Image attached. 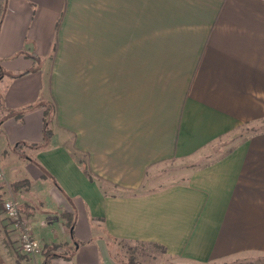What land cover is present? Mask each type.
I'll return each instance as SVG.
<instances>
[{"label": "crops", "instance_id": "crops-1", "mask_svg": "<svg viewBox=\"0 0 264 264\" xmlns=\"http://www.w3.org/2000/svg\"><path fill=\"white\" fill-rule=\"evenodd\" d=\"M0 74L6 107L56 106L45 142L42 108L0 123L1 199L43 246L0 213V264H129L110 241L264 264V128L231 137L264 119V0H0ZM166 161L184 178L151 184Z\"/></svg>", "mask_w": 264, "mask_h": 264}, {"label": "rangeland", "instance_id": "rangeland-1", "mask_svg": "<svg viewBox=\"0 0 264 264\" xmlns=\"http://www.w3.org/2000/svg\"><path fill=\"white\" fill-rule=\"evenodd\" d=\"M1 9H3V3L1 4ZM1 14H2V18H3L4 12L2 10H1ZM50 59L51 58L49 55L48 56L45 55L44 57H41V58L39 57V62L37 61V63H40L43 65L44 70H45V72H44V82L45 83L43 84V90H42L43 96L46 94V90H47L48 73H49V68H50ZM0 76H1V74H0ZM0 86H1V84H0ZM0 93H1V89H0ZM42 100H44V103H46V106H48L50 103L51 104L53 103V105H54L53 117H55V109H56L55 102L52 99H48V100L42 99ZM38 101L31 102L28 105H35ZM10 109L12 110V108H10ZM33 109H36V107L24 111L22 118L17 119V120L21 121L23 119L24 115ZM13 110L17 111V110H19V108L13 109ZM0 112H1V110H0ZM1 113H3V112H1ZM0 116H1V114H0ZM9 118H7V119H9ZM260 128H264V119L261 122H258V123H256V125H253V126H251V125L241 126L239 128V131L232 134L231 137L239 138L240 136L248 135V134L252 133L253 131H256L257 129H260ZM51 129H52V125H51ZM51 131L53 132V130H51ZM21 149L18 150L19 153L21 151L22 154H27V150H26V148H24V146L21 147ZM186 167L187 166L185 164L178 165L174 161L160 162L157 165H155V167H154L155 168L154 171H155L156 175L152 178L150 183L154 184V185L159 184L160 186H162L164 184H167L168 182H172V180L183 179L184 175H185ZM4 183H5V180L3 182L0 181V186H3ZM19 186L24 187V186H26V184L23 183L22 185H19ZM10 187H11L10 188L11 192L18 190V188L14 189V187L11 185H10ZM0 208H1V205H0ZM0 213H2V209H0ZM110 246H112V248L114 250L112 252V254L115 258L122 259V260L124 259L125 261L131 259V260H134L136 264H197V263H188V262H184V261L179 262V261L175 260L174 258L168 256L165 253V250L161 246H159V245L156 246L150 242H134V243L131 242L130 243V242H125V241H116L114 243V241H110ZM208 264H219V263L213 262V263H208Z\"/></svg>", "mask_w": 264, "mask_h": 264}, {"label": "built area", "instance_id": "built-area-1", "mask_svg": "<svg viewBox=\"0 0 264 264\" xmlns=\"http://www.w3.org/2000/svg\"><path fill=\"white\" fill-rule=\"evenodd\" d=\"M5 175L0 161V181ZM2 214L8 221L10 228L16 233L17 248L25 256H36L41 253L43 246L33 236L28 218L20 204L13 198L3 199L1 202Z\"/></svg>", "mask_w": 264, "mask_h": 264}, {"label": "trees", "instance_id": "trees-1", "mask_svg": "<svg viewBox=\"0 0 264 264\" xmlns=\"http://www.w3.org/2000/svg\"><path fill=\"white\" fill-rule=\"evenodd\" d=\"M54 50V53H55V48L53 49ZM53 56V54H52ZM1 94V93H0ZM49 106V107H48ZM48 106H46V103H44V100H40L38 101L35 105H27L23 108H19V110L15 111V110H11L10 108L6 107L5 104H4V99L2 97V94L0 95V123L7 119V118H14V119H20L22 118V115H23V112L28 110V109H32L34 107L36 108H42L43 109V140L44 142L49 140L51 135H52V129H51V126L49 124H51V121L52 119L54 118L53 117V113H54V105L53 103L49 104ZM24 144H18L15 148L17 150L21 149V147H23ZM31 147L33 148H37L39 147L41 144H30ZM80 163L82 164V166H84V171L88 172L87 168L85 165H83V161L80 160ZM27 184L28 182L27 181H20V182H15L13 184H11V186L14 187V189H17L19 188L20 186L19 185H22V184ZM1 186H0V205H1ZM1 209V208H0ZM23 209V208H22ZM24 211V210H23ZM25 212V211H24ZM66 216V214H65ZM69 225L71 226L73 224V220L71 218V220L69 219ZM154 245L158 246V244H155L153 243ZM58 247L57 244H54L50 247V249H56ZM22 257V256H21ZM127 263L129 264H136L134 260H127Z\"/></svg>", "mask_w": 264, "mask_h": 264}]
</instances>
